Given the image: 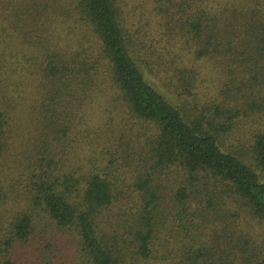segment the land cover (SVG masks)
<instances>
[{
  "label": "trees",
  "instance_id": "1",
  "mask_svg": "<svg viewBox=\"0 0 264 264\" xmlns=\"http://www.w3.org/2000/svg\"><path fill=\"white\" fill-rule=\"evenodd\" d=\"M51 1L3 8V264H264L242 228L264 226V126L229 140L264 106V0H147L156 29L125 0Z\"/></svg>",
  "mask_w": 264,
  "mask_h": 264
},
{
  "label": "rangeland",
  "instance_id": "2",
  "mask_svg": "<svg viewBox=\"0 0 264 264\" xmlns=\"http://www.w3.org/2000/svg\"><path fill=\"white\" fill-rule=\"evenodd\" d=\"M232 0H225V2H229V3H234L231 2ZM236 3H239L240 0H234ZM12 2H15V0H0V41L3 43L8 44L10 41V38H5L4 34H6L7 32H14L12 27H10V23H11V19L8 21H5L4 19H7L8 14L12 16L11 14V9L10 12L8 11H4V5H7V8L9 9L10 5ZM47 2V0H46ZM48 4H53L52 1H48ZM60 4V6L62 7H69L70 4V0H60V2H58ZM66 5V6H65ZM230 5V4H228ZM135 9L136 12L135 14L138 17V21H137V25L138 26H144L146 23L150 22L151 20H153L151 22L152 25H155V29L157 28L156 25V21L158 22V20H161V17H159L157 14L154 16H150L148 14V12L150 11V13H154L155 12V5L152 3L151 5V1L147 2V0H125V11L128 12L129 9ZM154 9V10H153ZM59 10V9H58ZM58 13L56 12V14L54 15V22L51 21L52 23L48 24V27L50 29V31L54 30V34H56V37H54V41L55 42H60L62 44H67L69 37L66 34V32L64 33V29L62 30L61 27H58V23L55 20V17ZM155 18V19H154ZM69 21V20H68ZM160 21V22H161ZM70 23L72 24V22L70 21ZM163 24V23H162ZM9 25V29L6 28ZM62 30V32H61ZM27 109H25L24 107H22V111H26ZM18 117H23L24 114H20L17 113L16 114ZM25 122L24 117L22 118V123ZM236 125L234 128V136H230L229 140L232 144L235 145H239L236 140H240L241 143H244V146L246 145V147H249V139L251 138V134H253L254 131L259 130L260 128H262V126H264V106H243L242 111H239V116L235 119ZM259 123V125H258ZM74 159V157H73ZM264 180V178H263ZM245 222V221H244ZM1 228H4V226H0ZM242 228L251 235V237H254L256 239V242L258 241H264V226L260 223H248L245 222L242 225ZM30 246L29 244H25V245H17L16 247H14V249L12 250V252H15L17 254V252H21L22 254H27L26 252L29 251L30 252ZM226 247V243L225 244H221L218 248V254L219 252L221 253V250L224 249ZM61 248V246L58 244H56L54 242L53 247L50 248V250L52 251V253H60L59 249ZM213 253H216V251H214ZM61 254V253H60ZM207 254V253H206ZM65 257V254H61ZM208 255V254H207ZM25 256V255H24ZM69 256V255H68ZM12 257H14V255H12ZM205 257H207L205 255ZM4 259H6L4 257ZM68 259V258H67ZM0 261L3 264V257L0 256ZM17 261H19V258L17 259ZM16 261V262H17ZM18 264H37V262L33 261V260H22L19 261Z\"/></svg>",
  "mask_w": 264,
  "mask_h": 264
}]
</instances>
